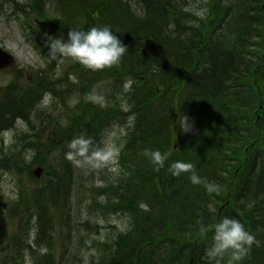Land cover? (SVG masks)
Listing matches in <instances>:
<instances>
[{"label":"trees","instance_id":"obj_1","mask_svg":"<svg viewBox=\"0 0 264 264\" xmlns=\"http://www.w3.org/2000/svg\"><path fill=\"white\" fill-rule=\"evenodd\" d=\"M204 1L203 19L188 10L183 0H136L140 11L134 10L129 0L1 1L21 22L24 35L45 60L50 76L61 64H68L75 79H70L68 70L65 77L49 79L47 68H43L32 70L30 81L23 83L19 82L21 69L16 80L0 87V143L5 133L15 130L17 150L4 154L0 168L28 172L31 165H43L52 175L49 154L61 150L67 156L75 129L80 128L84 139L96 140L118 111L122 112L111 108L110 102H122L119 97L128 102L126 115L133 117L135 124L128 129L131 133L122 154L126 172L117 184L110 183L112 187L108 182L100 192L114 197L110 207L127 212L131 222L130 228L111 242L107 248L111 253L101 264H189L191 256L193 264H207V244L212 245L214 234L201 229L202 221L210 204L219 207L226 202L227 186L220 183V169L235 155L242 139L247 143L254 140L259 151L252 174L256 179L249 183L252 189H247L255 200L252 210L244 200L245 205L240 204L245 215H253L243 216V224L257 222V236L264 235V0ZM32 15L44 21L42 28H36ZM77 23L87 24V30L108 26L127 47L118 66L93 73V84L103 80L108 84L105 102L96 104L90 99L93 84L84 66L70 58L52 59L49 54L48 37L66 41ZM205 70L209 77L204 76ZM127 81L132 87L126 93L123 86ZM73 90L80 99L69 127L44 121L42 114L47 109L41 108L39 101L45 93L64 100ZM255 111L260 115L256 125L250 117H256ZM187 115L198 123L199 132L192 136L179 129L182 116ZM18 121L25 127L18 128ZM243 127L249 128L248 139L242 136ZM48 131L50 138L46 139ZM31 151L35 155L28 159ZM154 151L162 154L163 167L151 163L146 155ZM65 154H61V170L53 172L42 188V219L45 217L48 238L56 217L53 213L59 210L63 194L70 193L73 165ZM177 161L192 164L200 183H192L191 172L173 176L170 165ZM231 197L219 222L236 219L234 187ZM143 203L149 211L141 209ZM47 246L51 250L50 241ZM15 258L6 255L1 264H18ZM41 264H55L51 252Z\"/></svg>","mask_w":264,"mask_h":264},{"label":"rangeland","instance_id":"obj_2","mask_svg":"<svg viewBox=\"0 0 264 264\" xmlns=\"http://www.w3.org/2000/svg\"><path fill=\"white\" fill-rule=\"evenodd\" d=\"M183 3L185 4L184 6L192 12L198 13L204 10V0H186V2ZM131 4L134 10L140 11L139 6L136 5V0H132ZM5 6L2 7L0 5V45L13 54L15 64L0 72V87L16 80L18 78V70L24 69L21 73V77L23 76V78L19 79V82L21 80L25 83L28 80L30 81L29 74L32 70L36 72L38 69L41 70L43 68H47V65L44 64L37 51L26 39V36L21 29V22L18 20L16 15H10V7L8 5ZM31 18L33 19V24L36 28H42L44 26L43 20L35 19V16L33 15ZM22 20H24V18H22ZM85 31H87V29H85ZM38 35L42 34L38 33ZM44 41L45 40L43 39V42ZM70 62L71 61L68 63L70 64ZM61 66L62 67L56 68V73L54 71L52 72V76H50V69H45L47 77L49 79L56 80L58 71L60 72L61 77H65L64 75L68 74L64 72L66 70H68L69 74H72V71L69 69L72 67H69L68 64H61ZM86 72H88V77L91 79V83L93 84V73L95 72L87 68ZM71 78L72 80L74 79L73 75ZM107 85L106 80L92 85L94 96L100 98V100L104 102L107 101ZM79 99V94L75 90L72 91L69 99L65 97V99L62 100L60 96H54L52 99L47 98V103H42L46 108H48L46 113L44 111L42 114L43 120H54L55 122L61 124L65 129L68 128L72 115L77 113L76 106L79 103ZM120 100H122L121 103L112 100V102H110V107H117L122 112L118 111L116 114L117 118L106 126L103 132L95 140V142L99 144L96 151H102L110 147L117 153L115 156V163L109 162L103 166L94 167L91 163L85 162L83 158H76L79 163L73 162L74 169L72 172L73 178L70 183V193L67 196H63V202L59 210L53 213L56 215L55 219L52 221L55 222L53 229L56 230L54 232L55 237L52 242L50 241V244L51 252L54 254L56 260L55 264H92L93 260L98 263L100 258L103 257V249L108 239L115 238L117 232L126 230L130 224V219L123 215L122 212L119 211L114 214L113 209L110 207L113 203V197L109 196L107 198H103V196H98L96 194V190L99 187H102L103 183H110V179H117L123 175V171L126 172V169L124 170L123 166L122 153L127 145V136L131 133L128 132V129L133 127L135 122L133 117L126 115L129 110L125 111L122 107L127 106L129 109L128 102L122 98ZM96 104L98 103L96 102ZM45 107L42 108L45 109ZM48 115H51L52 117L48 118ZM250 117L253 119L252 122L254 123L255 118L253 114ZM187 118L188 124L191 126L190 129H192L195 127L196 123L191 117L187 116ZM17 125L20 128L25 127L23 121H18ZM79 130L80 128L73 131V138L81 134ZM14 131H11L10 133L8 132L5 135V143L3 144V147H0V160L3 159L4 154L11 153L16 150L14 149ZM29 135L34 136L35 132ZM45 138H50L49 132H47ZM244 138L248 139V136L244 134ZM85 139L90 142L91 148L94 139ZM34 155L35 152L33 153L31 151L28 153L29 158H32ZM59 156L60 154L57 153L51 158L54 166L56 167L58 166L57 162L59 161ZM127 167L128 165H125V168ZM106 177L107 180H105ZM0 178V193L10 203L19 202L21 199L19 185L20 178L23 180L22 187L27 191L26 196H24L23 199H21L22 201L17 205V216H14V220H9L7 216L9 225L8 228L11 233L10 237H14L13 240H15L16 243V234L19 226L24 224V219H28L27 215H24V211L28 207L30 209L33 207L31 199H29V201H25L24 199L28 197V192H34L42 185V182L37 183L35 181H31L25 173L19 175L15 167L0 169ZM42 213L41 218L45 216L42 215ZM35 214L36 211L34 210L29 217L28 227L29 230H31L32 237H30L28 241L32 242L36 246L35 238L37 236L39 225L35 222H38L40 219H38L37 215L36 220V217L34 216ZM40 223L44 225L45 231V217ZM217 223H219V221H216L215 225ZM48 226L52 227L51 222H49ZM44 237L45 239L42 241L43 243L34 250L35 256L38 257L37 259H43L42 254L45 253V245L48 240L45 232ZM8 248L9 242L6 243L4 247L0 248V264L2 263V259L6 256ZM106 252L107 255L111 253L110 250H106ZM34 254L32 251L28 250L23 254V259L22 261H19V264H37L34 262ZM221 263L222 262H220V264Z\"/></svg>","mask_w":264,"mask_h":264},{"label":"clouds","instance_id":"obj_3","mask_svg":"<svg viewBox=\"0 0 264 264\" xmlns=\"http://www.w3.org/2000/svg\"><path fill=\"white\" fill-rule=\"evenodd\" d=\"M206 10L200 11L197 16L203 19ZM198 26V25H194ZM47 44L49 46V54L52 59L57 57L70 58L79 63L85 68L96 72L103 71L113 66H118L127 51V47L114 34V31L108 26L92 27L89 30L73 29L68 32L67 40L63 37L53 38L48 37ZM60 72H57V77ZM132 82H125L123 88L127 93L131 90ZM93 102L100 103V98L90 97ZM44 103H47V97ZM103 106V105H101ZM125 111H128L127 106H122ZM182 121L179 129L183 132L190 130L188 118ZM66 158L74 163H79L76 158H83L85 162L91 163L94 167L103 166L109 162L115 163L116 152L110 147L102 151L90 153V142L83 137L74 139L69 145ZM151 163L159 167L164 166V158L159 151L146 153ZM173 176L180 177L184 173H192L191 181L193 184L200 183L199 178L193 171V165L177 161L170 165L169 169ZM209 193L213 188L209 186ZM143 211H149L145 204L140 205ZM212 246L206 250V255L209 260L222 258L227 252H231L229 264H239L244 256L251 250L253 244L259 246L256 238L248 232L244 225L237 219L224 218L221 222L214 226Z\"/></svg>","mask_w":264,"mask_h":264},{"label":"water","instance_id":"obj_4","mask_svg":"<svg viewBox=\"0 0 264 264\" xmlns=\"http://www.w3.org/2000/svg\"><path fill=\"white\" fill-rule=\"evenodd\" d=\"M13 63H14V57L8 51L0 47V70L9 67ZM35 173L39 177L42 173V169L36 170ZM4 207L5 204L1 202V198H0V244L5 240L7 233L6 224L4 222V219L2 218V209Z\"/></svg>","mask_w":264,"mask_h":264},{"label":"bare ground","instance_id":"obj_5","mask_svg":"<svg viewBox=\"0 0 264 264\" xmlns=\"http://www.w3.org/2000/svg\"><path fill=\"white\" fill-rule=\"evenodd\" d=\"M130 1V3H131V1L132 0H129ZM172 25H173V27L175 26V23H172ZM76 29H79V30H82V29H87V24H85V25H80L79 23H77L76 24ZM204 76H207V77H209L210 76V73L207 71V70H205L204 71ZM45 95H47L49 98H53L54 96L50 93V92H46L45 93ZM56 97V96H55ZM256 179V176H253V175H251V177L249 178V183L250 182H252L253 180H255Z\"/></svg>","mask_w":264,"mask_h":264},{"label":"flooded vegetation","instance_id":"obj_6","mask_svg":"<svg viewBox=\"0 0 264 264\" xmlns=\"http://www.w3.org/2000/svg\"><path fill=\"white\" fill-rule=\"evenodd\" d=\"M242 169V166L240 165V166H238L237 167V169H236V176H240L241 174H240V170ZM251 175H252V173H249L248 175H247V179L249 180V178L251 177ZM241 186V184H239V187ZM241 191V190H240Z\"/></svg>","mask_w":264,"mask_h":264}]
</instances>
